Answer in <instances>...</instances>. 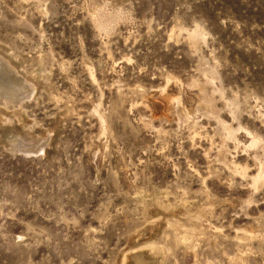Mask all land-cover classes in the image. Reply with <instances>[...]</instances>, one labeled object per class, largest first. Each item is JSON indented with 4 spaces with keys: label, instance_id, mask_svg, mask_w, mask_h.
Masks as SVG:
<instances>
[{
    "label": "rangeland",
    "instance_id": "rangeland-1",
    "mask_svg": "<svg viewBox=\"0 0 264 264\" xmlns=\"http://www.w3.org/2000/svg\"><path fill=\"white\" fill-rule=\"evenodd\" d=\"M0 47V264H264V0H0Z\"/></svg>",
    "mask_w": 264,
    "mask_h": 264
},
{
    "label": "bare ground",
    "instance_id": "bare-ground-1",
    "mask_svg": "<svg viewBox=\"0 0 264 264\" xmlns=\"http://www.w3.org/2000/svg\"><path fill=\"white\" fill-rule=\"evenodd\" d=\"M34 80L32 78H24L21 77L16 69V65L13 63L12 59L9 58L6 55V52L0 47V83L3 82V84L8 87H5L0 84V94H10V99L13 95H16L17 93H21V90L28 89L26 96H29L39 90L41 86V70L39 69L37 72H35ZM10 75V78H9ZM17 79L19 81H17ZM10 82V83H8ZM14 93V94H13ZM25 93V92H23ZM3 98V97H2ZM8 100V99H7ZM6 101V100H4ZM8 118L12 119V122H7L6 120ZM16 123L18 127H20L23 131H30L32 127V123L27 119L26 115L22 110H14L12 112H9L6 108L0 107V124H11ZM11 127V126H10ZM16 128L17 126L14 125ZM12 127V128H14ZM8 129V127H5ZM19 128V129H20ZM226 129V128H225ZM229 129V128H228ZM4 130V129H3ZM12 129H8L5 131H8L6 136L12 139L11 141H7L8 144H10L14 149H25L28 151V148H25V142L22 141L19 135H16V133H11ZM28 134V133H27ZM5 137V135H4ZM5 137V138H7ZM16 137H19L20 139H15ZM42 146L38 148L37 151L42 150ZM44 151V150H43ZM140 262V260H138ZM145 262V261H144Z\"/></svg>",
    "mask_w": 264,
    "mask_h": 264
}]
</instances>
